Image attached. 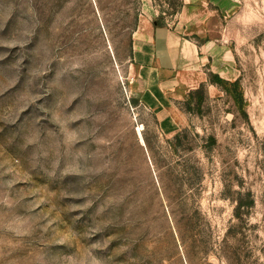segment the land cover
Listing matches in <instances>:
<instances>
[{"label":"rangeland","instance_id":"rangeland-1","mask_svg":"<svg viewBox=\"0 0 264 264\" xmlns=\"http://www.w3.org/2000/svg\"><path fill=\"white\" fill-rule=\"evenodd\" d=\"M204 3L232 66L167 135L133 91L144 0H0V264H264V0Z\"/></svg>","mask_w":264,"mask_h":264},{"label":"crops","instance_id":"crops-1","mask_svg":"<svg viewBox=\"0 0 264 264\" xmlns=\"http://www.w3.org/2000/svg\"><path fill=\"white\" fill-rule=\"evenodd\" d=\"M185 0L183 9L175 14V20L165 15V9L157 0H144L140 20L131 36V63L133 70V91L140 102L151 111L159 129L167 135L176 133L182 124L181 100L188 90L209 79L199 65L210 63L213 71L217 66L228 68L231 62H221V35H209L208 19L214 12L206 13L205 3L200 9L193 2ZM222 7V0H211ZM179 15V16H178ZM195 26L191 33L207 37L198 42L182 25V18ZM208 26V27H207ZM202 33V34H201ZM227 58V57H225ZM224 58V59H225ZM207 69H210L207 67ZM227 77V76H224ZM230 78V77H227Z\"/></svg>","mask_w":264,"mask_h":264}]
</instances>
